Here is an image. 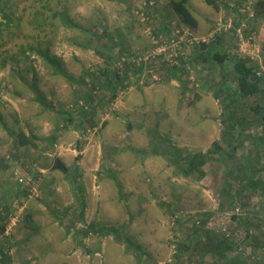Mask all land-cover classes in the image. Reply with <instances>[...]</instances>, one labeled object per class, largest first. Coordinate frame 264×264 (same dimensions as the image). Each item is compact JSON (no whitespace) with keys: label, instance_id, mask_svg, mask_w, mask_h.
<instances>
[{"label":"rangeland","instance_id":"374dc122","mask_svg":"<svg viewBox=\"0 0 264 264\" xmlns=\"http://www.w3.org/2000/svg\"><path fill=\"white\" fill-rule=\"evenodd\" d=\"M173 1L1 0L0 264H264L260 127L227 133L230 112L264 95L238 97L234 65L198 50L232 53L215 23L242 12L263 58L264 0H189L196 28L181 27ZM173 145L204 153L203 174L156 152ZM57 156L68 173L51 168ZM112 197L116 210L99 212Z\"/></svg>","mask_w":264,"mask_h":264},{"label":"trees","instance_id":"16d2710c","mask_svg":"<svg viewBox=\"0 0 264 264\" xmlns=\"http://www.w3.org/2000/svg\"><path fill=\"white\" fill-rule=\"evenodd\" d=\"M188 2L189 0H174L172 2V8L174 12L177 14L179 22L181 23V27L186 26V27L196 28L198 26V18L193 12L192 8H190ZM207 2L215 6L216 8L218 7L216 0H207ZM0 10L4 11V8L1 6ZM237 16H238L237 19L233 20V26L230 29L221 28L219 30L220 32L219 31L215 32V36L216 35H231L234 37V39H236V43H235L236 49L234 50V52L230 53L231 55L236 56V60L233 57H231V55L228 53L227 50L216 51L214 49L215 44L214 43L210 44L208 41H207L208 43H205V42L203 43L202 49H198V50H207V51H202L199 56H203L204 60L206 61L216 62L220 65L224 64L225 61H229L234 65L233 66L234 72L237 75V77L236 76L235 77L237 78V82H238L237 87H235V92L238 97L245 99L247 97L255 96L260 93L264 95V82L262 80L263 71L262 72L260 71V67H262L264 64V56H263V63H261L259 60H253V61H258V62L253 63L247 58L251 56L250 54L246 53L247 55H245L239 50L240 49V38L238 36L236 28L239 26V22L243 18L242 12L238 13ZM62 20L69 27L78 26V24L74 22L73 19H71L66 13L62 14ZM227 21H228L227 19L223 20L224 23H227ZM215 27H217V22L215 23ZM182 30H185V29L183 28ZM247 31L251 33V29H248V30L246 29L244 31L245 35ZM49 59L53 61L52 58H49ZM176 59L177 57H174L170 60H166L167 62H169L168 66L174 67L175 71H177L178 69L177 64L179 63V60H178L177 64H174V60ZM248 62H250L251 65L248 64ZM135 66H137L139 69L141 67L139 64H135ZM141 75H142L141 73L137 74V76H141ZM111 84H115V81L112 80ZM237 109L238 108H236L235 110ZM244 110H246L245 113L237 114V115H236V112H239V111L230 112L229 117L232 118L231 120L232 122L230 121L231 123L229 122L227 124L229 126L228 127L229 131L227 133L229 134L233 132L234 129H236L238 124L240 123L247 124V123L256 122L257 127H260V132L259 133L256 132L258 135L257 136L255 135L256 137L254 139L258 140L259 143L264 145V100L263 101L260 100L253 105H245ZM84 112L85 111H82L81 114H86ZM250 115H253L254 117H251ZM0 120H2L1 115H0ZM34 143L35 141L32 136H26V134L24 133H19V143L18 144L28 146ZM215 145L217 147H220V145L217 143H215ZM160 149L161 147L159 146L156 152L163 154L174 165H176L177 167H180L181 168L180 170L184 172L185 174H192L195 172L199 173L200 175L203 174L201 163L205 160L204 158L206 157L204 153L198 151V152H188L185 154L184 148L177 147V146L174 147V145L171 148L166 149L165 151H163L162 149L161 151H159ZM212 152L213 151L210 150L209 152H207V155L212 154ZM51 168L59 169L60 171L64 173H68L70 171L69 166L58 156L55 157L54 163ZM253 182L257 184L256 180ZM253 182H251V184ZM21 186L23 188L29 189L28 186H23V185ZM3 213H7V211L3 212L2 210H0V232H1L0 234L5 232L7 225H8V221H7L8 215H2ZM226 243L225 244L221 243L222 246H220V244L217 243L215 245V249L210 252L220 258H226L227 252L229 249Z\"/></svg>","mask_w":264,"mask_h":264},{"label":"built area","instance_id":"2783aa9c","mask_svg":"<svg viewBox=\"0 0 264 264\" xmlns=\"http://www.w3.org/2000/svg\"><path fill=\"white\" fill-rule=\"evenodd\" d=\"M243 16H244V14H243ZM250 16L253 17V14ZM232 26H233V20L232 19H229L227 21V23L220 21L217 23L216 31H219L221 28L230 29ZM246 29L247 30L251 29V33H249L247 31L246 35H245L244 31ZM236 31H237L238 36L240 38V49L239 50L242 53H244L245 55H247L246 53L250 54L251 56H249V57L251 60H259L260 61L261 60L260 54H257L256 52L251 53V49H253L254 47L261 45V44L256 39L255 31L252 29L251 26H249L248 22H245L244 18H242L241 21L239 22V26L236 28ZM177 33H179V31H177ZM185 33H187V32L185 31ZM254 50H255V48H254ZM16 178H17V181L19 182V184H21L23 186H28L31 183V177L27 178L25 176H17Z\"/></svg>","mask_w":264,"mask_h":264},{"label":"crops","instance_id":"0c3cea01","mask_svg":"<svg viewBox=\"0 0 264 264\" xmlns=\"http://www.w3.org/2000/svg\"><path fill=\"white\" fill-rule=\"evenodd\" d=\"M198 27V26H197ZM260 40H261V42H263L262 44H263V46H264V27L263 28H261L260 29ZM227 47V46H226ZM228 48V47H227ZM214 49L216 50V51H218V49H216V47L214 46ZM223 49H226V48H223ZM232 49V48H231ZM231 49H229V52H232L231 51ZM227 50V49H226ZM202 51H207V50H200V53L202 52ZM233 52H234V50H233ZM204 55H205V53H204ZM231 57H234V55L233 56H231ZM236 57V56H235ZM260 62L262 63L263 62V58H261V60H260ZM124 174H127V168L125 169V172H124ZM111 198V197H110ZM113 198L114 197H112V199H111V202H110V200H106L105 202H103L102 200H100L99 199V202H98V205L99 204H101V208L99 209V212H101L102 214H109V213H111V212H114L115 210H116V207H114L115 205H114V200H113ZM102 202H103V204H102ZM111 204H113L114 206H112ZM87 210H89V208L87 209ZM110 215V214H109ZM112 216V215H111Z\"/></svg>","mask_w":264,"mask_h":264},{"label":"clouds","instance_id":"9594fccd","mask_svg":"<svg viewBox=\"0 0 264 264\" xmlns=\"http://www.w3.org/2000/svg\"><path fill=\"white\" fill-rule=\"evenodd\" d=\"M260 43V42H259ZM262 46V45H261ZM263 63V62H262Z\"/></svg>","mask_w":264,"mask_h":264}]
</instances>
